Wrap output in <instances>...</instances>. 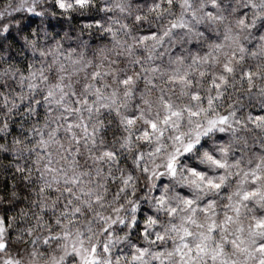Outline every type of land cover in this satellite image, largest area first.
Segmentation results:
<instances>
[{
    "label": "clouds",
    "instance_id": "9594fccd",
    "mask_svg": "<svg viewBox=\"0 0 264 264\" xmlns=\"http://www.w3.org/2000/svg\"><path fill=\"white\" fill-rule=\"evenodd\" d=\"M0 264H264V0H0Z\"/></svg>",
    "mask_w": 264,
    "mask_h": 264
}]
</instances>
